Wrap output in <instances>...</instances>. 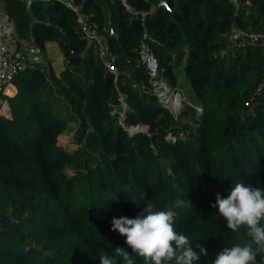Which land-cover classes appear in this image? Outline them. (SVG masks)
I'll return each mask as SVG.
<instances>
[{
	"label": "trees",
	"instance_id": "trees-1",
	"mask_svg": "<svg viewBox=\"0 0 264 264\" xmlns=\"http://www.w3.org/2000/svg\"><path fill=\"white\" fill-rule=\"evenodd\" d=\"M3 1L13 39L31 41L42 61L18 71L10 116L0 115V264H99L115 247L132 254L112 219L177 199L176 230L207 250L198 264L247 242L211 204L240 181L264 189V86L256 91L264 56L235 47L237 31L264 30V0L239 8L233 0H73L98 24L117 78L81 38L72 10L55 0ZM46 41L63 53L58 75ZM144 45L157 61L154 79L194 107L175 116L158 102ZM138 125L146 132L126 129ZM74 126L76 147L64 149L58 137Z\"/></svg>",
	"mask_w": 264,
	"mask_h": 264
},
{
	"label": "clouds",
	"instance_id": "clouds-1",
	"mask_svg": "<svg viewBox=\"0 0 264 264\" xmlns=\"http://www.w3.org/2000/svg\"><path fill=\"white\" fill-rule=\"evenodd\" d=\"M142 200L147 201L146 194ZM145 204L135 217H114L111 221V230L126 238L132 254L115 247L111 256L100 255L99 264H136L133 256L142 258L145 264H198L201 256H207L201 244H193L188 235L176 230L177 213L173 208L183 206L184 200L177 199L163 211L155 210L151 202ZM211 207L218 208L229 231L239 233L243 229L247 237L243 244L224 247L211 264H258V255L262 258L259 264H264V189L240 181L226 197L217 192Z\"/></svg>",
	"mask_w": 264,
	"mask_h": 264
},
{
	"label": "built area",
	"instance_id": "built-area-1",
	"mask_svg": "<svg viewBox=\"0 0 264 264\" xmlns=\"http://www.w3.org/2000/svg\"><path fill=\"white\" fill-rule=\"evenodd\" d=\"M35 1H45L51 2L53 0H35ZM63 4L76 14V22L79 27L80 36L87 43L91 44L98 54L100 61L107 71L112 73L116 78L118 76V71L113 64V56L110 49L104 39L99 34L98 24L90 16L81 11V5L75 4L73 0H55ZM236 8L242 5H248L250 2L248 0H233ZM14 24L10 16L8 15L4 1L0 0V115L2 106L4 103V88L12 82L16 74L20 69L24 67L23 61L17 57L13 56L9 52V43L13 37ZM236 43L235 47L243 48L246 46H255L260 49L261 54L264 56V30L260 32H252L250 30L237 31L236 32ZM141 63L148 70L153 80L151 81L152 91L154 92L158 102L168 109L171 113L178 110H182L183 107L194 105L185 99L183 92L178 89L168 88L162 80L154 79L157 75V61L153 56L152 52L148 46L144 45L140 53ZM159 81L162 84H158ZM264 86V77L262 83L257 87V92ZM156 88L162 89L163 91H156ZM256 92V93H257ZM254 100V96L250 99L248 104H251ZM122 106H125L124 103ZM196 110L201 108L195 107ZM119 113L123 116V112ZM133 128V127H129ZM139 131V127L135 126L132 133Z\"/></svg>",
	"mask_w": 264,
	"mask_h": 264
},
{
	"label": "crops",
	"instance_id": "crops-1",
	"mask_svg": "<svg viewBox=\"0 0 264 264\" xmlns=\"http://www.w3.org/2000/svg\"><path fill=\"white\" fill-rule=\"evenodd\" d=\"M44 49H45L46 60L49 61L51 68L58 75L65 65L63 53L59 47L58 42L46 41L44 43ZM9 52L11 55L19 57L24 64L26 63V61H28V59L36 62L42 61L41 54L35 48L34 44L29 40L16 41L12 37L9 43ZM15 93H16V88L12 83L8 84L4 88V94H3L4 103L1 112L6 117L10 116V111L6 102V98L13 96Z\"/></svg>",
	"mask_w": 264,
	"mask_h": 264
},
{
	"label": "rangeland",
	"instance_id": "rangeland-1",
	"mask_svg": "<svg viewBox=\"0 0 264 264\" xmlns=\"http://www.w3.org/2000/svg\"><path fill=\"white\" fill-rule=\"evenodd\" d=\"M158 84H162L160 81ZM156 91H163L162 89H158L156 88ZM182 110H178L176 112H173V114L175 116H178L180 114ZM196 112H198L196 110ZM1 114H3L1 112ZM184 120H190V117H184ZM77 126V125H76ZM139 127V131L140 132H146L147 130V127L146 126H143V125H138ZM135 128V127H133ZM133 128H126L130 134H132V131H133ZM76 131V127L74 126V128L72 130H68V131H65L64 133H62L59 137H58V144L63 147L64 149H67V150H73L75 149L76 147V143H75V139H74V133Z\"/></svg>",
	"mask_w": 264,
	"mask_h": 264
},
{
	"label": "water",
	"instance_id": "water-1",
	"mask_svg": "<svg viewBox=\"0 0 264 264\" xmlns=\"http://www.w3.org/2000/svg\"><path fill=\"white\" fill-rule=\"evenodd\" d=\"M161 4L163 5V6H166V1L165 0H161ZM169 12H170V14H172V11L169 9Z\"/></svg>",
	"mask_w": 264,
	"mask_h": 264
},
{
	"label": "bare ground",
	"instance_id": "bare-ground-1",
	"mask_svg": "<svg viewBox=\"0 0 264 264\" xmlns=\"http://www.w3.org/2000/svg\"><path fill=\"white\" fill-rule=\"evenodd\" d=\"M198 112L200 111V109L197 110Z\"/></svg>",
	"mask_w": 264,
	"mask_h": 264
}]
</instances>
